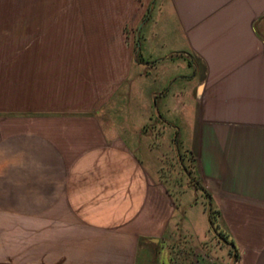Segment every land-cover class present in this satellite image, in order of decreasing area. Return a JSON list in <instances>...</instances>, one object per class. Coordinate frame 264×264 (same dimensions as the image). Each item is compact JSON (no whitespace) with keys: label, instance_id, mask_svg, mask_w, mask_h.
Segmentation results:
<instances>
[{"label":"crops","instance_id":"1","mask_svg":"<svg viewBox=\"0 0 264 264\" xmlns=\"http://www.w3.org/2000/svg\"><path fill=\"white\" fill-rule=\"evenodd\" d=\"M211 211L264 264V0H0V264H214Z\"/></svg>","mask_w":264,"mask_h":264},{"label":"rangeland","instance_id":"2","mask_svg":"<svg viewBox=\"0 0 264 264\" xmlns=\"http://www.w3.org/2000/svg\"><path fill=\"white\" fill-rule=\"evenodd\" d=\"M139 23V22H138ZM137 23V24H138ZM136 24V25H137ZM126 38L124 37V40ZM131 45H133V49H132V53L131 56L129 57L130 62L133 61H137V55L134 54L136 48H135V44H134V38H131ZM165 44H164V48H172L173 43L172 41H170V39H164ZM177 45L181 46V43H177ZM176 46V45H175ZM164 51H160L163 54L165 53ZM93 54L95 55V51L93 52ZM93 55V56H94ZM165 55H161L159 54V56H155V59L158 57H164ZM95 59V58H94ZM173 158L177 160V153L175 151V149H173V151L170 153ZM169 155V154H168ZM171 155H169L171 157ZM169 157V159H170ZM165 161H168V159H165ZM173 176L175 175L174 171L172 172ZM199 211V210H198ZM194 216L192 217L193 220V224L195 227H197V229L199 230V227H201V223L204 222L205 217L201 214V212H193ZM205 223H203V226H205ZM11 225V224H10ZM207 225V224H206ZM22 226V225H20ZM24 230L21 229H13L10 230V234L8 237V256H7V263L8 264H33L34 261H36V257L35 253L33 251L32 248V232H31V225L29 224H25L23 225ZM212 228V233L208 234V237L206 238V240H204L205 244H208L210 246H215L210 247L212 254H213V258L210 261H212V263L214 264H226L227 261V249L223 247V245H220L217 243V241H215V239H220L222 240V232L218 231L217 229H213V226H211ZM11 229V228H10ZM203 242V243H204Z\"/></svg>","mask_w":264,"mask_h":264},{"label":"trees","instance_id":"3","mask_svg":"<svg viewBox=\"0 0 264 264\" xmlns=\"http://www.w3.org/2000/svg\"><path fill=\"white\" fill-rule=\"evenodd\" d=\"M190 156H191V161H194V158H193V156H192V154H190ZM212 214H213V212L211 211L210 213H209V217H210V226H213V229H217V227H216V221H215V219L213 218V216H212ZM222 240L223 241H225V243H228V244H230L231 245V248L233 247V245L230 243V242H228L227 240H226V238L225 237H223L222 236ZM233 253H235V254H237L235 251H234V249H233Z\"/></svg>","mask_w":264,"mask_h":264}]
</instances>
